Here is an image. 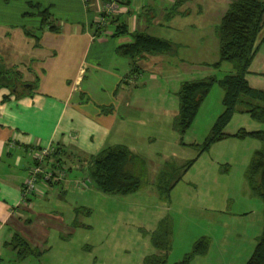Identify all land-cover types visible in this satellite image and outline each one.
<instances>
[{
  "label": "crops",
  "instance_id": "0c3cea01",
  "mask_svg": "<svg viewBox=\"0 0 264 264\" xmlns=\"http://www.w3.org/2000/svg\"><path fill=\"white\" fill-rule=\"evenodd\" d=\"M109 1L1 0L0 264L44 262L59 240L84 226L81 221L91 212L82 207L83 201L90 204L100 191L90 175L91 162L106 149L128 147L117 144L116 137L125 124L134 123L133 111L143 103L135 89L129 90L138 78L130 84L128 78L136 71L142 77L144 65L157 70L166 58L179 57L180 50H206L209 35V43L219 48L222 19L238 0H124L101 34L96 21ZM44 12L49 18L45 25ZM185 27L193 34L174 35ZM137 34L167 41L176 52L144 54L135 62L118 56V49L132 44ZM216 63L203 65L214 68ZM252 68L249 84L264 92V57ZM98 92L112 100L96 102ZM48 146L58 152L46 167L65 163L70 177L57 187L38 186L22 207V189L34 164L32 151ZM82 180L85 188L78 185ZM16 236L40 257L20 261L11 246Z\"/></svg>",
  "mask_w": 264,
  "mask_h": 264
},
{
  "label": "rangeland",
  "instance_id": "374dc122",
  "mask_svg": "<svg viewBox=\"0 0 264 264\" xmlns=\"http://www.w3.org/2000/svg\"><path fill=\"white\" fill-rule=\"evenodd\" d=\"M2 6L0 0V9ZM206 18L204 15L203 20ZM190 30L181 28V32L174 35L185 37L187 33L190 36L193 34ZM212 38V35L207 37L206 50H180L179 57L166 58L157 70L151 71L144 65L140 67L144 70L142 77L140 71L131 75L132 83L134 77L138 80L129 90L135 89L143 103L140 109L133 111L137 114L132 120L135 124H125L126 129L120 131L115 142L130 146L131 151L144 159L145 186L128 196H111L97 190L99 194L90 204L83 201L82 207L91 212L82 219L84 226L77 225L80 228L75 229L71 238L57 239V247L49 259L30 260V264L248 263L263 234L264 202L253 195L246 174L254 153L262 144L253 139L231 138L200 153L199 147L225 110L224 93L219 86L212 89L195 123L185 134L175 128L182 83L210 76L221 80L232 69L228 63L222 64L220 70L203 65L220 61L219 48L209 43ZM263 57L264 43L255 62ZM98 94L100 98L93 95L98 103L112 100L107 93ZM242 129L261 131L264 125L249 115L238 113L225 134L233 135ZM69 167L66 166L67 171ZM164 167L180 170L175 174L176 181L182 177L167 199H163L157 188V179ZM67 180L53 184L48 179L45 186L57 187ZM78 185L85 188L83 180ZM21 206L27 205L22 203ZM167 223L168 227L169 223L172 226L171 238H167L169 245L164 233ZM202 240L209 242L206 254L196 252Z\"/></svg>",
  "mask_w": 264,
  "mask_h": 264
},
{
  "label": "trees",
  "instance_id": "16d2710c",
  "mask_svg": "<svg viewBox=\"0 0 264 264\" xmlns=\"http://www.w3.org/2000/svg\"><path fill=\"white\" fill-rule=\"evenodd\" d=\"M42 15L45 25L49 20L48 13L44 12ZM218 39L220 61L214 69L220 70L222 64L228 63L232 65V70L221 80L210 77L182 84L178 93L180 108L175 128L179 133L185 134L195 123L212 89L219 86L224 93L225 110L217 118L205 143L199 147L200 153L208 152L214 144L231 138L259 141L262 146L254 153L246 177L253 195L264 202V130L249 132L242 129L234 135L225 134L226 128L238 113L249 115L255 122L264 125V92L253 89L248 81L257 52L264 43V2L259 0L235 2L222 19ZM173 52H176L173 44L147 34H137L134 42L120 47L117 54L135 62L144 54L159 55ZM130 82L132 83V76L128 78V84ZM57 164L67 166L62 162H55L52 166ZM89 171L99 190L111 196H128L140 191L145 186L147 177V166L144 159L125 146H115L104 150L91 162ZM176 172L175 168L170 170L166 168L159 174L157 188L163 199H167L170 192L181 181L182 177L176 181ZM164 233L167 241L172 234L170 223L169 227L168 223L165 225ZM169 240L167 245H169ZM11 246L18 251L20 261L31 256L40 257L41 254L33 251L20 236L15 237ZM208 248L209 242L202 240L196 252L206 254ZM179 264H185V262ZM247 264H264V229L255 252Z\"/></svg>",
  "mask_w": 264,
  "mask_h": 264
},
{
  "label": "built area",
  "instance_id": "2783aa9c",
  "mask_svg": "<svg viewBox=\"0 0 264 264\" xmlns=\"http://www.w3.org/2000/svg\"><path fill=\"white\" fill-rule=\"evenodd\" d=\"M123 2L124 0H110L108 2L102 15L96 21V27L99 31L104 29L111 17L120 12ZM57 152L55 146L40 147L32 151L34 164L31 167L29 178L22 189L23 204L27 205L30 197L38 190V186L47 184L45 180L49 179L53 184H58L68 179L69 173L66 166L57 164L50 168L46 167L48 160L56 155Z\"/></svg>",
  "mask_w": 264,
  "mask_h": 264
}]
</instances>
